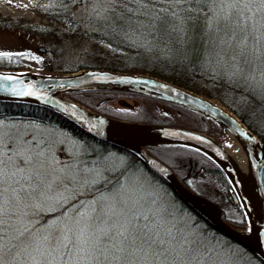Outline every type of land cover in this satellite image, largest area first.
I'll use <instances>...</instances> for the list:
<instances>
[{
  "label": "snow or ice",
  "instance_id": "6c2138e0",
  "mask_svg": "<svg viewBox=\"0 0 264 264\" xmlns=\"http://www.w3.org/2000/svg\"><path fill=\"white\" fill-rule=\"evenodd\" d=\"M91 3L95 19L149 51L161 43L167 52L173 43L182 47L202 20L206 43L228 79H242L249 86L254 82L264 89V0ZM13 55L30 57L0 53ZM12 91L34 95L31 89ZM107 170L100 162L86 169L91 179H73L75 187L70 188L61 175L64 170L53 166L40 140L26 137L15 126L5 128L0 120V264H231L220 259L222 253L214 247L170 221L171 213L158 202L159 192L152 186L145 194L146 181L135 174L121 173L123 180L118 177L111 188H97L91 200L64 207L85 189L91 192ZM42 210L60 215L40 224L34 217Z\"/></svg>",
  "mask_w": 264,
  "mask_h": 264
},
{
  "label": "trees",
  "instance_id": "16d2710c",
  "mask_svg": "<svg viewBox=\"0 0 264 264\" xmlns=\"http://www.w3.org/2000/svg\"><path fill=\"white\" fill-rule=\"evenodd\" d=\"M91 4V0H84L83 3L76 2V0H49V3L41 8L39 15L50 23L58 25L54 29L41 30L37 23H30L25 20L15 21L2 15H0V28L22 30L37 37L42 35L44 37L43 47L55 54L57 49L60 50L66 44L69 45L70 50L79 47L81 56H84L82 63L75 67H68V65H65L63 57L57 55L56 58L52 54L49 61L41 62L42 74H66L86 68H97L154 76L200 96L218 101L239 117L245 126L264 143V129L259 121V113L264 110L263 97L261 99L257 98L255 96L257 90H253V86H249L242 79L229 80L224 69L217 66L213 49L210 44L206 43L207 37L203 34L202 20L199 30L190 32L189 36L193 38L188 40L182 47L173 43L169 45L172 51L167 52L164 44L161 43L149 51L147 48L139 47L123 36L117 35L107 28L103 21L95 19L91 14ZM102 6L103 4H101ZM59 26L65 28L61 29ZM148 39L151 40L152 37H148ZM178 48L179 51H177ZM0 70L21 71L22 69L10 65L0 58ZM65 96L81 106L108 118L167 125L169 121H160L149 115L145 117L142 115L143 118L139 119L126 116L127 113H131L130 110L132 109L129 108L121 109L123 115L105 112L104 110V108H107L106 104L117 101L121 97L159 102L165 106L189 113L198 124V127L192 129L194 131L207 133L212 125L215 130H218L210 120L200 114L144 96L100 90L73 92ZM143 111V108H141L140 114H143ZM0 120L10 126L15 125L17 122L53 125L69 132L92 150L95 149L97 152H94L95 150L92 152L98 154L99 158L104 159L111 153L119 155L123 158L126 171L130 174L142 173L144 176L149 177L160 189L163 188L164 197H159L158 202L167 209L168 213H171L168 219L175 223L178 228L199 237L209 247H214L216 251L222 253L220 259L230 260L231 264H264L244 246L212 227L178 197L165 178L149 168L133 153L101 142L67 119L37 105L22 102H0ZM42 144L43 142H41L43 147L44 144ZM148 149L156 159L177 173H182L179 170L180 167L188 163L189 160L198 167H202V173L193 175L191 179H198L202 175L212 177L214 181L222 186L227 198L231 201L232 207L238 212V218L233 219L219 207L222 211V219L233 227L244 228L246 226L242 210L232 202L229 195L231 188L229 182L222 171L207 157L196 150L182 146H160ZM190 180L180 183L188 190L203 196L202 192L192 186Z\"/></svg>",
  "mask_w": 264,
  "mask_h": 264
},
{
  "label": "water",
  "instance_id": "95a60500",
  "mask_svg": "<svg viewBox=\"0 0 264 264\" xmlns=\"http://www.w3.org/2000/svg\"><path fill=\"white\" fill-rule=\"evenodd\" d=\"M2 76H16L17 79L0 80V102H22L43 107L67 119L91 137L138 156L144 164L165 178L178 197L212 227L244 246L264 263V143L221 103L147 74L86 68L54 75L0 70V77ZM13 88L31 89L34 95H15ZM89 90L144 96L202 115L221 132L230 134L236 145L234 150L249 174V183L243 179L228 149L223 148L207 133L108 118L65 96ZM70 103L117 124L85 115ZM197 137L200 139H196ZM160 146L187 147L212 161L229 182V195L232 202L242 210L247 226L253 230V238L245 240L237 234L238 231L222 219V211L217 204L188 190L166 165L146 150ZM201 172L202 169L198 173Z\"/></svg>",
  "mask_w": 264,
  "mask_h": 264
},
{
  "label": "rangeland",
  "instance_id": "374dc122",
  "mask_svg": "<svg viewBox=\"0 0 264 264\" xmlns=\"http://www.w3.org/2000/svg\"><path fill=\"white\" fill-rule=\"evenodd\" d=\"M47 3H49V0H0V15L15 21L25 20L30 23H37L41 30L54 29V27H57L58 25L50 23L39 15V13H41V8ZM59 27L61 29L65 28L64 26ZM43 43L44 37L42 35L37 37L34 34L22 30L0 28V53L9 52L13 54H30V57L13 55L9 58L0 56V58L4 59L10 65L21 67L22 72L42 73L41 62L49 61L52 54L56 58L57 55L63 57V61L65 62V65H68V67H75L82 63L84 56H81V50L79 47L70 50L69 45L66 44L60 50L57 49L55 54L51 50H46L43 47ZM257 78H259L258 74ZM251 85L253 86V90H257V95L255 96L259 99L263 97L262 99L264 100V89L254 82ZM106 105L107 108H104V110L109 113L113 112L123 115V111L121 109L129 108L132 109L130 110L131 113H127L128 115L126 116L139 119L143 118L142 115L144 117L149 115L160 121H169L167 125L172 127L189 130L198 127L196 120H194L189 113L165 106L159 102L121 97L117 101L109 102ZM141 108L144 110L143 114H140ZM259 121L264 129V110L259 113ZM4 125L6 128H12L15 126V128L22 129L26 137L31 135L37 138L39 137L38 140L43 142V147L47 148L48 155L51 158L53 166L56 169L64 170L61 175L65 178V183H67L70 188L75 187V184L72 182L73 179L82 181L86 178H92V173L86 174V169L93 168L100 162H103L106 165L108 170L103 173V180L95 185L91 192L88 189H85L82 195H75L71 201L65 202V208H70L73 204H76L77 201L80 200H91L92 192H94L97 188L101 190L111 188L112 184L116 182L118 177L121 180L124 179V177L121 176V173H124V176H132V174L124 169L125 164H123V158L119 155L111 153L110 155L104 157V159L101 157L99 158V155L94 153L97 152L95 149L92 150L90 147L86 146L83 141L77 140L69 132L56 126L37 124L33 122H17L13 126L4 123ZM207 134L212 137H217V135L222 136L223 132L219 129L215 130L212 125V128L209 132H207ZM200 169L203 168L198 166L195 168L196 172H199ZM135 175L141 180L146 181L144 184L145 194L152 186H154L159 192V197H164L165 192L163 188L160 189L158 185H155L150 180L149 177L144 176L142 173H135ZM190 181L192 186L202 192L201 194L203 196L221 207L229 217L233 219L238 218V212H236L234 207H232L231 201L227 198L222 186L214 181L212 177L202 175L198 177V179H191ZM58 215H60L59 211L48 212L47 210H42L38 212L34 219L39 221L40 224H43ZM37 226H39V224ZM233 228L238 232H244L248 229V226L246 224L244 228Z\"/></svg>",
  "mask_w": 264,
  "mask_h": 264
},
{
  "label": "bare ground",
  "instance_id": "6f19581e",
  "mask_svg": "<svg viewBox=\"0 0 264 264\" xmlns=\"http://www.w3.org/2000/svg\"><path fill=\"white\" fill-rule=\"evenodd\" d=\"M72 106H74L76 109H78L79 111L83 112L85 115H88L92 118H96L99 120H106L101 118L100 116L96 115L95 113L88 111L87 109L75 104V103H70ZM109 121V120H106ZM111 123H115L116 122H112L109 121ZM214 140H216L223 148L228 149L231 157L233 158V160L235 161L236 165L239 168V171L241 173V175L243 176V179L245 180V182L248 184L249 183V174L245 168V165L243 164L241 158L239 157V155L236 153V151L234 150V147H236L233 139L231 138L230 134L226 131H223L222 136L217 135V137H213ZM237 234H239L242 238H244L245 240H250L253 238V230L250 226H248V229L244 232H238Z\"/></svg>",
  "mask_w": 264,
  "mask_h": 264
},
{
  "label": "flooded vegetation",
  "instance_id": "af4514ba",
  "mask_svg": "<svg viewBox=\"0 0 264 264\" xmlns=\"http://www.w3.org/2000/svg\"><path fill=\"white\" fill-rule=\"evenodd\" d=\"M146 150L152 155V153L149 151L148 148H146ZM196 167H197V165L195 163H193L191 160H189L188 163H186L180 167L179 170L182 173H177L175 171H172L171 169L170 170L174 173V175L176 176V178L179 182H183L185 180H190L193 175L198 174V172H196V170H195Z\"/></svg>",
  "mask_w": 264,
  "mask_h": 264
}]
</instances>
